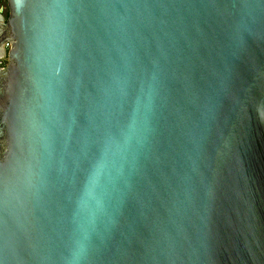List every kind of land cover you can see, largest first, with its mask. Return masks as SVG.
I'll return each instance as SVG.
<instances>
[{"label":"water","instance_id":"water-1","mask_svg":"<svg viewBox=\"0 0 264 264\" xmlns=\"http://www.w3.org/2000/svg\"><path fill=\"white\" fill-rule=\"evenodd\" d=\"M6 1L0 264H264V0Z\"/></svg>","mask_w":264,"mask_h":264},{"label":"flooded vegetation","instance_id":"flooded-vegetation-1","mask_svg":"<svg viewBox=\"0 0 264 264\" xmlns=\"http://www.w3.org/2000/svg\"><path fill=\"white\" fill-rule=\"evenodd\" d=\"M0 8L4 11V14L6 17H8L9 11H8V4L6 0H0ZM6 65V62L4 63V66Z\"/></svg>","mask_w":264,"mask_h":264}]
</instances>
